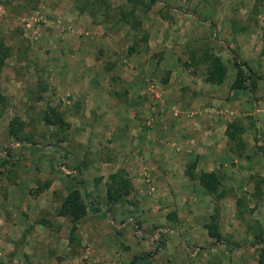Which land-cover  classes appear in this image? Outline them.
I'll return each mask as SVG.
<instances>
[{
	"label": "crops",
	"instance_id": "crops-1",
	"mask_svg": "<svg viewBox=\"0 0 264 264\" xmlns=\"http://www.w3.org/2000/svg\"><path fill=\"white\" fill-rule=\"evenodd\" d=\"M168 1L170 2L168 4H174L169 10L178 23L172 26L164 24L162 12H160L159 17L148 18L149 21L139 17L140 23L136 28L130 23H124L127 33L123 36L119 30L116 32V26L109 35L105 25L99 23L96 26L101 38H107L110 43H117L116 41L123 39L128 46L131 43L140 42L141 36L137 34V29H150L146 40L148 45H152L157 40L160 41L165 31L166 37L171 36L178 43L191 41L197 46V39L202 35L200 29L203 30L202 26L206 25L205 28L209 31V45L225 63L223 56L231 62L233 56L231 52L237 53L248 62L252 76H258L254 89L232 88L231 83L235 74L227 83L224 80L213 84L206 82L203 78L206 63L199 60L200 56L195 55L194 61L191 60L187 66L176 65L172 68L167 66L168 75L162 76L160 87L157 84L165 93L168 102L179 105L181 113L179 117L174 116L179 113L178 110L170 108L167 104V106L162 105L155 113L153 124L148 125L142 117L148 101V90L145 89L148 67L142 70L137 68L140 60L146 57L138 52L132 53L124 59L126 60L124 64L117 59L114 67L106 68L97 53L92 56L85 54L84 58L73 62L76 73L71 75L75 79L71 90L74 94H79L76 102L79 116L77 115V124H74L83 126L84 130V132L82 130L83 134L77 136V142L89 146V149L82 155L74 153L68 156L67 160H70L68 163L70 171L82 175L87 180L88 190L92 192L95 200L93 203L99 209L94 211L87 208V212L76 222L77 229L71 232L72 225L68 215H57L55 211L70 190L76 187L75 185L65 181H53L44 187L43 193L35 196L29 191L34 184L23 189L25 192L12 184V200L10 199L11 203L8 205L12 210L10 220L5 217L7 213L10 214L6 207L0 209L1 238L28 239L31 249L27 252L34 258L37 256L36 245H42L45 242L47 246H50L49 254L51 255L49 259L47 258L51 259L50 261H53V257L55 258L56 250L60 249L58 253L60 254L62 248L63 251L65 250L64 255H68L66 257L71 258L73 255L77 257L79 246L82 247V244L91 242L94 259L84 264H137L130 263V259L124 258L127 253L121 251V246L128 248V243L117 244L115 237L111 238V236L113 232L124 235L123 231L127 235L129 221L136 220L139 223L149 221L151 222L149 227L153 222L158 221L163 222V227H166L165 232L169 231L172 235L181 234L184 236L181 239L194 241V247L189 249V264H192V257L196 258L193 264L229 263V258L222 256V253L227 251L226 247L219 245L218 242H212V237L205 225L208 222L214 197L204 190L197 178L189 176L187 170L192 166L194 172L216 171L222 189L237 191L233 199L235 204L244 197L241 191L249 187L255 188L254 174L261 175L264 172L263 168L260 169L258 166L261 162L259 153L256 154L253 162L246 159L251 150L248 148L254 146V142L262 143L261 139H264V30L261 29L263 25L261 15L264 13V7L254 5V0H242L243 5L238 3L230 6V0L220 8H204L195 11L181 4L175 6L177 2L174 0ZM183 22L188 24L189 31L184 38L179 35L180 29L184 27ZM165 38L163 42L168 40ZM84 46L87 45L81 43L82 52H86V49H83ZM111 60L115 63L116 57H112ZM160 66L164 67V64ZM68 72L69 70L66 69L64 73L66 79L70 76ZM97 84L99 87L96 86ZM230 103L235 107L231 110L233 117L222 115L223 117L211 120L204 113H198L193 118H188L186 115L192 113L193 109L201 110L205 106L208 108L213 105L222 107ZM161 104L162 102L159 105ZM234 117H237L242 126L246 125L247 121L251 122L252 119L251 123L254 126L253 132L248 134L245 132L241 138L245 144L244 147L248 148L244 152L246 157L241 155L243 162L237 166H231L227 161L229 143L226 134L227 122ZM85 126L90 128L89 135L85 134L87 131L84 129ZM258 136L259 142L256 139ZM235 155L239 162L240 157L237 156L239 154ZM65 164L63 163L62 170ZM120 168L130 176L133 183L132 191L121 201L108 202L107 178ZM142 170V173L150 174L156 186L157 192L154 196L147 191L148 184L141 178V175H144L141 174ZM63 171L69 172L67 169ZM20 196L25 199L22 206L18 204ZM89 200L90 198L87 197L86 202ZM124 201L127 205L121 204ZM248 201L249 206L255 202L251 196ZM263 201L261 200L259 204ZM229 203L231 202L227 204ZM134 205L136 209H133ZM105 212L109 214L110 223L114 224L117 221V225L110 228L103 214ZM261 212L264 217L263 209ZM44 214L56 216L66 224L51 223L50 217H43ZM185 217L189 225L185 224ZM263 217L260 214L252 216L254 221L264 226ZM237 236L243 237L239 234ZM49 239H56V242L51 243ZM150 240L145 239L144 242L149 243ZM24 246L23 250H25ZM254 247H248L246 251L254 250L252 249ZM233 249L234 251L231 252L236 255L232 254V258L235 256L236 264H259L257 258L237 256V248ZM129 250L132 252L133 248L129 247ZM168 258L172 260L170 264H175V260L178 264H182L185 260L184 255L176 257L174 251L172 253L168 251ZM235 258H233L234 261ZM67 262L83 264L79 260L76 262L67 260Z\"/></svg>",
	"mask_w": 264,
	"mask_h": 264
},
{
	"label": "rangeland",
	"instance_id": "rangeland-1",
	"mask_svg": "<svg viewBox=\"0 0 264 264\" xmlns=\"http://www.w3.org/2000/svg\"><path fill=\"white\" fill-rule=\"evenodd\" d=\"M228 1L230 0H174V2H177L175 6L181 4L195 11H200L204 8H220ZM109 2L111 4L109 14L113 16L116 14L117 16L119 6L124 4L123 0H109ZM168 3H170L168 0H155L148 8L145 7L146 4H139L135 9V14L139 20L143 18L145 21H149L147 20L148 18L159 17V13L162 12V22L172 26L178 22L174 20L169 10L174 4ZM238 3L240 5L244 4L242 0H231L229 5L235 6ZM254 5L264 7V0H254ZM261 16H263L261 29L264 30V13ZM186 17L188 16L186 15ZM101 18L102 16L99 13L95 16L91 14L90 6L81 8L75 0H0V34L4 38L5 44L10 47V55L6 60V64L0 69V89L6 97L5 103L0 104V209L6 207L10 214L7 213L4 216L9 220L12 216V210L8 206L12 200V184L15 187H19L20 190L34 184L29 191L35 196L43 193L44 187L53 181H65L75 186L78 184L84 185L88 190L87 180L82 175L75 174L72 170L70 171L68 165L70 160H67L68 156H72L74 153L82 155L84 151L89 149V146L77 142V136L83 134L84 130L82 129L83 126L75 125L78 122L77 117L79 116V109L76 107L79 94L75 93V95L71 90L75 82V79L71 75L76 73L73 62L78 61L79 58H84L85 54L92 56L97 53L100 56L99 58L102 59L101 63L106 68H111L116 65L117 59L124 64L126 61L124 59L132 53L138 52L140 55L145 56L146 58L140 60L137 68L142 70L148 67L146 69L147 83L145 86V89L148 90V101L142 117L145 123L152 125L155 113L159 111L162 105L165 106L167 104L170 108L172 107L178 110L179 113L177 115L173 113L176 117H179L181 114L179 105L168 102L165 93L159 88L162 85V76L166 77L169 73L166 70L167 66L170 68L176 65L179 67L181 65L182 67L187 66L191 60L192 62L194 61L193 55L200 56L203 46L206 47L207 45L210 47L209 31L205 28V25L202 26L203 30L200 29L202 35L197 39V46L192 44L191 41L178 43L171 36L166 37L165 31L160 41L157 40L152 45H148L146 40L150 34V29H137V34L141 36L139 38L140 42L135 44V49L129 51L128 48L133 43L127 46L123 39L116 41L117 43H110L107 38H101L99 29L96 26L99 23L104 24L106 32H109V35L116 26V32L119 30L123 36L127 33L124 23L129 22L118 21L113 17L108 18L106 21H100ZM183 23L184 27L180 29L181 33L179 35L184 38L189 31L188 24L186 22ZM137 26L132 27L136 28ZM163 38L168 40L163 42ZM141 42L143 44H140ZM81 43L87 45L83 48L86 49V52H82ZM99 45L100 49L98 50ZM194 51L195 54L193 53ZM231 55H233L231 62L223 56L228 65L224 79L225 83L231 80L235 74V70L237 69L234 64L235 60L241 61L245 72L248 73V70H250L248 62L244 61L240 55H237L235 52H231ZM112 57H116L115 63L111 60ZM161 64H164V67H161ZM66 69L69 70L68 75L70 76L68 79L64 76ZM157 70L160 71L157 72ZM253 79L257 82L258 76H253ZM96 86L99 87V84ZM246 89L250 88L248 87ZM161 102L162 104L159 105ZM49 105H54L62 111L64 118L69 123L66 129L60 128L58 124H46L43 120L42 114L48 110ZM234 108V104L231 103L222 107L213 105L207 108L205 106L201 110L193 109L194 111L192 113L186 115L188 118H193L198 113H204L208 115V119L213 120V118H219L222 115L233 117L234 114H231V110ZM13 116H18L24 121L26 135L29 137V141H17L13 136L9 135V121ZM223 119L226 121L225 118ZM233 119L238 120L237 117ZM251 122L247 121L246 125L242 126L243 131L239 140H230L227 135L229 139L227 145V161H229L231 166H237L240 162H243L241 155H244L248 147H244L245 144L241 138L245 132L247 134L253 132L254 126ZM84 129L87 130L85 134L89 135L90 128L85 126ZM261 142L264 143V139H261ZM256 145L254 142V146L248 148L254 152L250 150V155L247 157L246 155L244 156L247 160L253 162L257 156L256 154L259 153L261 162L258 163V166L264 170V148L261 151ZM235 154H239L237 155L240 157L239 162L236 160ZM63 163H66L63 170L67 169L69 172H64L61 169ZM143 170L141 174H144L142 173ZM141 178L148 184L147 191L150 195L154 196L157 191L156 186L150 178V174L148 175L146 172L144 175H141ZM261 179H264V172L261 175L254 174L253 180L256 184L255 188L249 187V189L247 188L241 191L244 197H241L236 204L233 203L237 192L236 190H225L226 195L219 200L215 199L213 195L214 200L211 205L208 221L213 213L218 216L223 238L221 236L217 240L215 237H212V242H218L219 245L226 247L227 251L222 253V256L229 258L228 264L237 263L235 256L233 257L235 261L232 258V254H235L231 252L232 250L234 251L233 248H237V256L243 255L245 258L248 256L251 259L257 258L258 248L261 244L255 242L260 237L264 239V226L262 223L254 221L252 216L260 214L263 217L261 215V209L264 212V186L262 187L264 180L262 181ZM20 190L18 191L20 192ZM23 192L25 191L23 190ZM250 196L255 201L251 206H249L248 201ZM224 199H226L225 204H223ZM24 200V197L20 196L18 204L22 206ZM261 200L263 203L259 204ZM228 202L231 203L227 204ZM121 204L127 205L125 201ZM133 209H136L135 205ZM55 214L58 215L57 210ZM103 214L106 216V221L110 228L117 225V221L114 224L110 223L108 213L105 212ZM44 216H47V218L50 217L51 223L66 224L65 221L60 220L56 216H49L47 214H44ZM186 219L185 217V224L187 225L188 219ZM150 223L149 221L139 223L133 220L129 221L130 226L126 231L128 233L127 235L124 231V235H120L119 232H113L111 238L115 237L117 244L121 243L123 245L124 243H128V246L133 248L131 252L129 247L125 248L121 246V251L127 253V256L124 255V258L130 259V263L137 264H170L172 260L168 258V251L171 253L174 251L176 257L179 255L185 256L182 264H189V249L194 247V241L181 239V237L184 238L181 234L172 235L169 231L165 232L166 227H163V222H153L151 227H149ZM159 227L160 229H157ZM74 231L72 225L71 232ZM237 234L243 237H238ZM249 235H252V237ZM145 239L151 240L147 243L144 242ZM49 240L51 243L56 242V239ZM253 243L255 244L253 245ZM23 246L25 250H23ZM36 246L37 250L35 252L37 256L34 258V256H31L27 252L31 249L28 239L0 237V264H55L56 262L58 264H68L67 260L71 262L79 260L80 263L84 264L94 259V250L91 242L82 244V247L78 245L80 247L78 251L75 249L78 252L77 257L75 255L71 258L66 257L68 255H64L65 250L63 251V248L61 251L62 254H58L60 249L56 250L57 254L54 253L55 258L52 256L53 261H50L51 259L48 260L51 254H49L50 246H47L46 242ZM251 246H255L252 248L254 250L246 251ZM240 247H243L245 251L242 252L243 249H240V251ZM136 253H138L137 256L135 255ZM195 259L192 257V264ZM175 264H178L177 260H175Z\"/></svg>",
	"mask_w": 264,
	"mask_h": 264
},
{
	"label": "trees",
	"instance_id": "trees-1",
	"mask_svg": "<svg viewBox=\"0 0 264 264\" xmlns=\"http://www.w3.org/2000/svg\"><path fill=\"white\" fill-rule=\"evenodd\" d=\"M79 7L84 8L85 6H90V12L92 15H97L98 13L102 16L100 21H106L108 18H115L118 21H125L131 23L132 26H137L140 23V20L135 14L136 7L141 4L145 7H149L155 0H123L124 4L119 6L117 16L109 14L111 9V4L109 0H75ZM136 42L133 45H130L128 48L129 51L135 49ZM195 54V51L193 52ZM10 55V47H8L4 38L0 34V69L3 65L6 64V60ZM195 57V55H193ZM201 61L206 63V68L204 69V79L209 83H220L224 80L226 75L227 65L219 56L212 47L206 45L202 47V52L200 53ZM237 66L235 77L231 83L232 88L246 89L250 88L253 90V87L256 84V81L253 79V76L248 70V73L245 72L243 64L239 60H235ZM5 96L3 95L0 89V104L5 103ZM43 120L46 124H58L62 129H66L69 125L67 120L64 118V115L61 110H59L54 105H49L48 110L44 111L42 114ZM9 135L13 136L17 141H29V137L26 135L25 123L18 116L11 117L9 121ZM243 127L238 120L233 119L228 122L226 129V134L229 136L230 140H239ZM259 142V136L256 137ZM35 143V141H33ZM257 147L261 150L264 148V143H257ZM6 157V156H5ZM5 161H7L5 159ZM187 173L191 177L198 179L200 184L204 187V190L210 194L214 195L215 199L219 200L225 195V190L221 187V181L216 171H193L191 166ZM109 180L106 181V191H107V200L108 202L119 201L127 197L132 191L133 184L131 179L127 175L126 171L122 168L118 169L115 172H112L108 176ZM84 191V192H83ZM86 196H85V195ZM89 197V202H86V198ZM92 192L87 190L84 185H77L74 189L63 198L61 204L57 208V213L60 215H68L70 218L73 230L77 229L76 222L81 218L86 212L87 208L92 210H98L99 207L95 205ZM218 210V208H217ZM211 237L215 239H220L222 232L220 230V224L218 221V216L213 213L210 216V220L205 224ZM260 236V235H257ZM255 242V241H254ZM255 243L261 244L258 248V262L259 264H264V239L260 237L259 240H256ZM253 243V244H255Z\"/></svg>",
	"mask_w": 264,
	"mask_h": 264
},
{
	"label": "built area",
	"instance_id": "built-area-1",
	"mask_svg": "<svg viewBox=\"0 0 264 264\" xmlns=\"http://www.w3.org/2000/svg\"><path fill=\"white\" fill-rule=\"evenodd\" d=\"M28 24H30V23H28ZM157 95H159V94H157Z\"/></svg>",
	"mask_w": 264,
	"mask_h": 264
}]
</instances>
